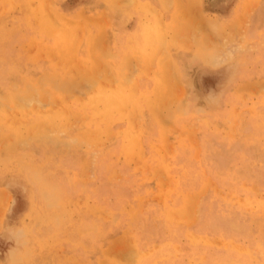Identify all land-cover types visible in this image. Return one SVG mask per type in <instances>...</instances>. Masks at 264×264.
<instances>
[{"label":"rangeland","instance_id":"374dc122","mask_svg":"<svg viewBox=\"0 0 264 264\" xmlns=\"http://www.w3.org/2000/svg\"><path fill=\"white\" fill-rule=\"evenodd\" d=\"M114 1L0 0V264H264V0Z\"/></svg>","mask_w":264,"mask_h":264},{"label":"bare ground","instance_id":"6f19581e","mask_svg":"<svg viewBox=\"0 0 264 264\" xmlns=\"http://www.w3.org/2000/svg\"><path fill=\"white\" fill-rule=\"evenodd\" d=\"M11 1H12V0H11ZM112 1H114V0H112ZM119 1H120V0H119ZM122 1H123V0H122ZM122 1H121V2H122ZM129 1H130V0H129ZM132 1H133V0H132ZM135 1H137V0H135ZM138 1H139V0H138ZM168 1H169V0H168ZM170 1H171V0H170ZM170 1H169V2H170ZM27 2H28V0H27ZM115 2H116V1H114V3H115ZM121 2H120V3H121ZM123 2H124V1H123ZM133 2H134V1H133ZM133 2H132V3H133ZM165 2H166V1H165ZM169 2H168V3H169ZM11 3H12V2H11ZM29 3H30V2H29ZM118 3H119V2H118ZM129 3H130V2H129ZM132 3H130L129 5H131ZM134 3H136V2H134ZM144 3H146V2H144ZM111 4H112V3H111ZM111 4H110V5H111ZM127 4H128V3H127ZM150 4H151V3H150ZM162 4H163V3H162ZM115 5H118V6H119V4H117V3H116ZM121 5H122V4H121ZM135 5H137V3H136ZM140 5H141V4H140ZM170 5H171V4H170ZM170 5H169V6H170ZM104 6H105V5H104ZM111 6H112V5H111ZM164 6H165V8L167 7V6H166V3L164 4ZM30 7H31V4H30ZM119 7H120V6H119ZM162 7H163V6H162ZM31 8H32V7H31ZM105 8H106V7H105ZM146 8H148V7H146ZM150 8H151V7H150ZM44 9H45V8H44ZM102 9H103V8H102ZM106 9H107V8H106ZM121 9H122V8H120V12H121ZM135 9H136V8H135ZM30 10H31V9H30ZM147 10H148V9H147ZM149 10L151 11V13L153 12L151 9H149ZM167 10H168V9H167ZM35 11H36V10H35ZM37 11H38V10H37ZM100 11H101V10H100ZM124 11H125V10H124ZM142 11H143V10H142ZM30 12H31V11H30ZM32 12H33V11H32ZM137 12H138V11H137ZM27 13H28V12H27ZM83 13H84V12H83ZM102 13L104 14V12H102ZM145 13H146V12H145ZM151 13L149 12V14H151ZM156 13H157V12H155V15L158 14V13H157V14H156ZM41 14H42V11H41ZM43 14H44V13H43ZM103 14H102V15H103ZM31 15H32V14H31ZM100 15H101V14H100ZM102 15H101V16H102ZM130 15H131V14H130ZM97 16H98V15H97ZM154 17H155V16H154ZM161 17H162V16H161ZM49 18L51 19L50 15H49ZM104 18H105V16H104ZM149 18H150V17H149ZM157 18H158L159 21H160V18H159L158 15H157ZM162 18H163V17H162ZM45 19H46V18H45ZM25 20H26V19H25ZM51 20H53V19H51ZM88 20H90V19H88ZM93 20H95V21H93ZM106 20H107V18H106ZM155 20H156V18H155ZM161 20H162V19H161ZM53 21H54V20H53ZM90 21H91V22H92V21H93V22H97L96 19H92V20H90ZM101 21H103V26H104V24H105V26L109 25V24H107L108 22H105V21L102 20V19L99 20V23H100V24H102ZM32 22H33V21H32ZM160 22H161V21H160ZM160 22H159V23H160ZM53 23H55V22H53ZM159 23H158V24H159ZM32 24H33V23H32ZM71 24H72V23H70V25H71ZM106 24H107V25H106ZM54 25H55V24H54ZM56 25H57V24H56ZM84 25H86V24H84ZM30 26H31V24H30ZM80 26H81V24H80ZM116 26H117V25H116ZM140 26H141V25H140ZM162 26H163V25L161 24V29L163 30V27H162ZM34 27H35V24H34ZM57 27H59V26H57ZM81 27H82V26H81ZM90 27H91V26H90ZM100 27H101V26H100ZM82 28H83V27H82ZM86 28H87V27H86ZM98 28H99V27H98ZM148 28H149V27H148ZM28 29H29V28H28ZM32 29H33V27H32ZM43 29H44V28H43ZM162 30H161V31H162ZM32 31H33V30H32ZM38 31H39V30H38ZM156 31H157V30H156ZM163 31H164V30H163ZM84 32H85V31H84ZM84 32H83V33H84ZM86 32H87V31H86ZM104 32H106V30H105ZM104 32H103V33H104ZM52 33H53V32H52ZM56 33H57V32H56ZM78 33H79V32H78ZM96 33H97V32H96ZM96 33H94V34H96ZM103 33H102V34H103ZM140 33H141V32H140ZM150 33H151V31H150ZM37 34H38V32H37ZM40 34H41V33H40ZM42 34H43V33H42ZM79 34H81V33H79ZM79 34H78V35H79ZM87 34H88V33H87ZM151 34H153V33H151ZM151 34H150V35H151ZM38 35H39V34H38ZM45 35H46V34H45ZM103 35H105V33H104ZM150 35H149V36H150ZM39 36L41 37V35H39ZM79 36H80V38H81V35H79ZM119 36H120V35H119ZM163 36H164V38L162 37V39H165V35H163ZM31 37H34V35L31 36ZM83 37H84V36H83ZM94 37H95V36H94ZM128 37H129V39H130V36H128ZM59 38H60V37H59ZM148 38H149V37H148ZM54 39H55V37H54ZM56 39H57V38H56ZM81 39H82V38H81ZM126 39H127V38H126ZM154 39L156 40V38H154ZM61 40H62V39H61ZM78 40H79V37H78ZM78 40H77V41H78ZM98 40H100V39L97 38V40L95 41L96 44H94V48H93L92 51L96 50V49H95V48H96L95 45L98 46V43H97ZM54 41H55V40H54ZM89 41H90V40H89ZM126 41H128V40H126ZM147 41H148V40H147ZM59 42H60V41H59ZM59 42H58V43H59ZM93 42H94V41H93ZM100 42H101V41H100ZM162 42L165 43V41H162ZM79 43H81V41H80ZM90 43H91V42H90ZM146 43H147V42H146ZM54 44H55V43H54ZM76 44H77V43H76ZM80 45H81V44H80ZM89 45H90V44H89ZM125 45H127V44H125ZM153 45H155V44H153ZM161 45H162V43H161ZM136 46H137V45H136ZM75 47H76V46H75ZM145 47H146V46H145ZM98 48H99V47H98ZM135 48H137V47H135ZM152 48H153V47H152ZM152 48H151V49H152ZM137 49H138V48H137ZM89 50H91V48H90ZM132 50H134V49L132 48ZM127 51H129V50H127ZM78 52H79V51H78ZM134 52H135V51H134ZM134 52H133V53H134ZM91 53H92V52H91ZM91 53H90V55H91ZM138 53L140 54V52H138ZM138 53H134V54H138ZM76 54H77V53H76ZM127 54H128V53H127ZM134 54H131V55H134ZM146 54H147V53H146ZM141 56H142V54H141ZM145 56H146V55H145ZM165 56H166V55H165ZM205 56H206V55H205ZM65 57H66V56H65ZM128 57H129V56H128ZM147 57H148V56H147ZM168 57H170V56L167 55V58H168ZM145 58H146V57H145ZM145 58H144V59H145ZM148 58H149V57H148ZM205 58H206V57H205ZM164 59H166V58L164 57ZM170 60H171V59H169V61H170ZM216 60H217V59H216ZM148 61H149V60H148ZM163 61H166V60H163ZM166 62H167V61H166ZM170 62H171V61H170ZM168 64H170V63H169V62H168L167 64L165 63V67H166V68H167L166 65H168ZM169 66L171 67V64H170ZM169 66H168V67H169ZM171 68H172V67H171ZM168 69H169V68H168ZM172 74L174 75L173 72H172ZM167 75L170 77L169 72H168ZM171 76H172V75H171ZM158 78H159V77H158ZM166 78H167V77H166ZM170 78H171V77H170ZM175 78H176V77H175ZM177 78H178V77H177ZM94 80H96V79H94ZM170 81L172 82V80H170ZM89 82H90V81H89ZM171 82L167 81V84H168L170 87H171V84H172ZM170 83H171V84H170ZM129 84H130V83H129ZM156 85H157V84H156ZM158 85H159V83H158ZM158 85H157L156 87H158ZM122 86L124 87V84H123ZM123 87H122V88H123ZM154 87H155V86H154ZM122 88L120 87L121 92L124 91ZM171 88H172V89H171V93L168 91L169 93L167 92V95H170V96H171V95L173 94L172 91H174V88H173V87H171ZM124 89H125V87H124ZM93 90H94V89H93ZM101 90H102V89H101ZM103 91H104V90H103ZM103 91H102V92H103ZM128 91H129V90H128ZM153 91H154V90H153ZM102 92H101V93H102ZM157 92H158V90H157ZM159 93H160V92H158V94H159ZM153 95H154V94H153ZM94 96H95V95H94ZM94 96H93V97H94ZM122 97H123V96H122ZM124 98H125V97H124ZM128 99H129V98H128ZM165 99H166V98H164L163 101L168 100V98H167L166 100H165ZM92 100H94V98H93ZM92 100L90 101V103L92 102ZM125 100H126V99H125ZM134 100H135V98H134ZM116 102H117V101H116ZM125 102H126V101H125ZM154 102H155V101H154ZM136 103H137V102H136ZM165 103H166V104H165ZM168 103H169L168 101L164 102V106L167 105ZM127 104H128V103H127ZM146 104H147V102H146ZM156 105H158V104L156 103ZM156 105H155V106H156ZM160 105L162 106L163 104H161V102H160ZM160 105H159V111H161L160 108H163V107H164V106L161 107ZM97 106H98V105H97ZM128 106H130V104H129ZM152 106H153V105H152ZM168 106H169V105H168ZM168 106H167V107H168ZM94 107H95V106H94ZM105 107H106V106H105ZM105 107H104V108H105ZM138 107H139V106H138ZM138 107H137V108H138ZM121 108H123V107L121 106L120 109H121ZM140 108H141V107H140ZM143 108H144V107H143ZM96 109H97V108H96ZM134 109L136 110V108H134ZM102 110H103V109H102ZM154 110L156 111V110H158V108H156V109H154ZM92 111H93V109H92ZM113 114H114V113H113ZM260 114H261V113H260ZM99 116H100V115H99ZM261 116H262V115H261ZM100 117H101V116H100ZM104 118H105V117H104ZM42 119H43V118H42ZM52 119H53V118H52ZM99 119H100V118H99ZM260 119H261V118H260ZM45 120H46V119H45ZM101 121H102V122H101ZM107 121H108V120H107ZM28 122H29V121H28ZM103 122H104V120L101 119V120H100V123L103 124ZM26 124H27V123H26ZM107 124H108V123H107ZM110 124H111V123H110ZM114 124H115V123H114ZM263 124H264V122H263ZM98 125H100V124H98ZM41 126H42V125H41ZM94 126H95V125H94ZM108 126H109V125H108ZM108 126H107V127H108ZM110 127H111V126H110ZM257 127H258V126H257ZM105 128H106V127H105ZM41 129H43V126H42L41 128H39V130H41ZM46 129H47V128H45V130H46ZM100 129H101V128H100ZM39 130H38V131H39ZM43 131H44V130H43ZM46 132H47V131H46ZM46 132H45V133H46ZM105 133H106V131H105ZM41 134H42V133H41ZM96 134H97V133H96ZM71 135H73V134H71ZM137 135H138V134H137ZM88 136H89V135H88ZM29 137H30V136H29ZM96 138H97V137H96ZM44 139H45V138H44ZM57 139L59 140V138H57ZM136 139H137V138H136ZM257 139H258V138H257ZM28 140H29V142H30V140L33 141V139H28ZM75 140H76V139H75ZM22 141H23V140H22ZM24 141H25V140H24ZM24 141H23V142H24ZM26 141H27V140H26ZM26 141H25V142H26ZM32 141H31V142H32ZM135 141H136V140H135ZM140 141H142V140L140 139ZM25 142H24V143H25ZM59 142H60V141H59ZM73 142H74V141H73ZM73 142H72V143H73ZM137 142H138V141H136V143H137ZM63 143H64V142H63ZM30 144H31V143H30ZM30 144H29V145H30ZM58 144H60V143H58ZM64 144H65V143H64ZM69 144H70V143H69ZM253 144H254V143H253ZM31 145H32V144H31ZM31 145H30V146H31ZM66 145H67V144H66ZM91 145H92V144H91ZM69 146H70V145H69ZM138 146H139V145H138ZM65 147H66V146H65ZM141 147H142V146H141ZM48 148L50 149V147H48ZM66 148H68V147H66ZM72 148H73V147H72ZM75 149H76V148H75ZM58 150H59V149H58ZM60 150H61V149H60ZM61 151H62V150H61ZM59 152H60V151H59ZM46 153H47V151H46ZM44 155H45V154H44ZM241 155H242V154H241ZM241 155H240V156H241ZM243 156H244V155H243ZM58 158H59V157H58ZM63 159H64V158H63ZM63 159H62V160H63ZM48 162H50V161H48ZM59 163H60V162H59ZM237 168H238V167H237ZM180 207H181V206H180ZM172 209H173V208H172ZM172 209H171V211H173ZM178 209H179V208H178ZM168 210H169V209H168ZM165 212H166V211H165ZM168 213H169V212H168ZM167 215H168V214H167ZM167 215L165 214V216H167ZM165 216H164V220H166V219H165ZM174 217H175V215H174ZM174 220H175V219H174ZM165 222H166V221H165ZM171 224H172V223H171ZM172 225H173V224H172ZM170 228H171V227H170ZM166 230H167V229H166ZM80 231H81V230H80ZM167 231H168V230H167ZM81 232H82V231H81ZM83 232H84V231H83ZM186 232H187V231H186ZM169 233H170V232H169ZM187 234H188V232H187ZM188 235H189V234H188ZM185 236H186V235H185ZM203 236H204V235H203ZM188 237H189V236H188ZM206 237H207V236H206ZM218 237H219V236H218ZM189 238H190V237H189ZM199 238H200V237H199ZM214 238H215V237H214ZM222 238H223V237H222ZM172 239H173V238H172ZM192 239H193V238H192ZM210 239H211V238H210ZM224 239H225V238H224ZM201 240H202V239H201ZM172 241H173V240H172ZM190 241H191V240H190ZM231 241H232V240H231ZM166 242H167V241H166ZM169 242H171V241H169ZM196 242H197V241H196ZM205 242H206V241H205ZM167 243H168V242H167ZM191 243H193V241H192ZM234 243H235V242H234ZM164 244H165V243H164ZM169 244H171V243H169ZM169 244H168V245H169ZM231 244H232V243H231ZM168 245H167V246H168ZM234 245H235V244H234ZM163 246H164V245H163ZM171 246H173V245L171 244ZM235 246H236V245H235ZM235 246H234V247H235ZM173 247H174V246H173ZM165 248H166V247H165ZM165 248H164V249H165ZM174 248H175V247H174ZM217 248H218V247H217ZM228 248H229V247H228ZM240 248H241V247H240ZM259 248H261V247H259ZM168 249H169V248H168ZM225 249H226V248H225ZM231 249H234V248H231ZM231 249H229V250H231ZM246 249H247V248H246ZM261 249H262V248H261ZM177 250H178V248H177ZM223 250H224V249H223ZM237 250H239V249H237ZM248 250H250V248H249ZM248 250H247V251H248ZM162 251H163V249H162ZM167 251H168V250H167ZM169 251H170V249H169ZM171 251H172V250H171ZM234 251L236 252V250H234ZM240 251H241V249H240ZM164 252H165V251H164ZM174 252H175V251H174ZM203 252H204V251H203ZM226 252H227V251H226ZM238 252H239V251H238ZM238 252H237V253H238ZM46 253H47V252H46ZM165 253H166V252H165ZM171 253H172V252H171ZM204 253H205V252H204ZM247 253H249V252H247ZM153 255H154V254H153ZM153 255H152V256H153ZM156 255H157V254H156ZM167 255H168V254H167ZM172 255H173V254H172ZM203 255H205V254H203ZM159 256H160V255H159ZM159 256H158V257H159ZM161 256H162V255H161ZM165 256H166V255H165ZM169 256H171V255H169ZM196 256H198V255H196ZM196 256H195V257H196ZM237 256H238V254H237ZM240 256H241V255H240ZM240 256H238V257H240ZM176 257H177V256H176ZM198 257H200V255H199ZM243 257H244V256H243ZM245 257H246V256H245ZM144 258H145V257H144ZM148 258H150V257H148ZM151 258H152V257H151ZM169 258H170V257H169ZM180 258H181V257H180ZM192 258H193V256H192ZM200 258H201V257H200ZM250 258H251V257H250ZM262 258H263V257H262ZM54 259H55V258H54ZM141 259H143V258H141ZM146 259H147V257H146ZM163 259H164V258H163ZM165 259H166V258H165ZM174 259H175V257H174ZM178 259H179V258H178ZM182 259H183V258H182ZM203 259H204V258H203ZM227 259H229V258H227ZM263 259H264V258H263ZM143 260H144V259H143ZM172 260H173V259H172ZM189 260H191V259H189ZM192 260H194V259H192ZM200 260H201V259H200ZM149 261H150V260H149ZM156 261H157V260H156ZM169 261L171 262V260H169ZM196 261H197V260H196ZM256 261H257V260H256ZM142 262H143V261H142ZM154 262H155V261H154ZM170 262H169V264H170ZM189 262H191V261H189ZM224 262H225V261H224ZM144 263H145V262H143V264H144ZM152 263H153V262H152ZM194 263H195V261H194ZM194 263L192 262V264H194ZM218 263H219V262H218ZM218 263H217V264H218ZM222 263H223V262H222ZM227 263H228V262H227ZM234 263H235V262H234ZM234 263H232V264H234ZM261 263H262V262H261ZM102 264H103V263H102ZM146 264H149V263H146ZM150 264H151V263H150ZM164 264H165V263H164ZM225 264H226V263H225ZM236 264H238V263H236Z\"/></svg>","mask_w":264,"mask_h":264}]
</instances>
